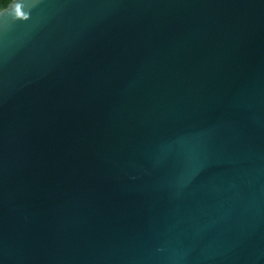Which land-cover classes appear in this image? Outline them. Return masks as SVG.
<instances>
[{
  "label": "water",
  "instance_id": "1",
  "mask_svg": "<svg viewBox=\"0 0 264 264\" xmlns=\"http://www.w3.org/2000/svg\"><path fill=\"white\" fill-rule=\"evenodd\" d=\"M0 264H264V0L0 10Z\"/></svg>",
  "mask_w": 264,
  "mask_h": 264
},
{
  "label": "trees",
  "instance_id": "2",
  "mask_svg": "<svg viewBox=\"0 0 264 264\" xmlns=\"http://www.w3.org/2000/svg\"><path fill=\"white\" fill-rule=\"evenodd\" d=\"M12 0H0V10L6 8Z\"/></svg>",
  "mask_w": 264,
  "mask_h": 264
},
{
  "label": "snow or ice",
  "instance_id": "3",
  "mask_svg": "<svg viewBox=\"0 0 264 264\" xmlns=\"http://www.w3.org/2000/svg\"><path fill=\"white\" fill-rule=\"evenodd\" d=\"M19 11V9H17ZM22 14V13H21Z\"/></svg>",
  "mask_w": 264,
  "mask_h": 264
},
{
  "label": "clouds",
  "instance_id": "4",
  "mask_svg": "<svg viewBox=\"0 0 264 264\" xmlns=\"http://www.w3.org/2000/svg\"><path fill=\"white\" fill-rule=\"evenodd\" d=\"M21 15H23V14H21Z\"/></svg>",
  "mask_w": 264,
  "mask_h": 264
}]
</instances>
